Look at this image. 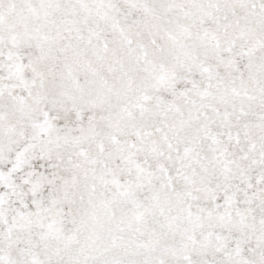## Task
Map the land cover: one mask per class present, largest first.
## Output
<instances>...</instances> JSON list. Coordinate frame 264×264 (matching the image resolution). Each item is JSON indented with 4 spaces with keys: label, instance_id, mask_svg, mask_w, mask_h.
<instances>
[{
    "label": "snow or ice",
    "instance_id": "snow-or-ice-1",
    "mask_svg": "<svg viewBox=\"0 0 264 264\" xmlns=\"http://www.w3.org/2000/svg\"><path fill=\"white\" fill-rule=\"evenodd\" d=\"M0 264H264V0H0Z\"/></svg>",
    "mask_w": 264,
    "mask_h": 264
}]
</instances>
